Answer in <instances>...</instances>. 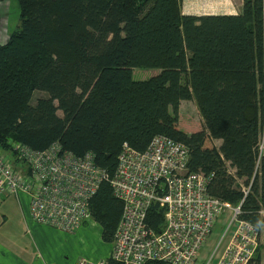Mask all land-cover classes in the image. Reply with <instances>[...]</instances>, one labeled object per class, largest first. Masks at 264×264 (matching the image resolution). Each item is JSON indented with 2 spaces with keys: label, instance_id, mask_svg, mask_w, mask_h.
Instances as JSON below:
<instances>
[{
  "label": "trees",
  "instance_id": "16d2710c",
  "mask_svg": "<svg viewBox=\"0 0 264 264\" xmlns=\"http://www.w3.org/2000/svg\"><path fill=\"white\" fill-rule=\"evenodd\" d=\"M17 3V27L0 43L3 148L12 140L35 149L58 141L77 155L91 151L112 175L124 142L143 150L163 133L188 146V171L212 174L210 195L240 203V218L264 229V0L218 14L185 13L182 0ZM133 67L158 72L135 79ZM182 99L195 101L201 128L179 127ZM89 208L112 242L122 203L108 182ZM147 220L158 230L155 204ZM261 260L259 248L251 264Z\"/></svg>",
  "mask_w": 264,
  "mask_h": 264
},
{
  "label": "built area",
  "instance_id": "2783aa9c",
  "mask_svg": "<svg viewBox=\"0 0 264 264\" xmlns=\"http://www.w3.org/2000/svg\"><path fill=\"white\" fill-rule=\"evenodd\" d=\"M264 139L259 142V153ZM188 146L166 134L152 136L143 150L127 142L117 155L112 175L95 164L91 151L77 155L58 141L42 149L12 140L0 145V200L24 195L32 221L73 232L91 217L90 199L108 182L122 211L107 257L79 258L73 264H195L217 217L226 213V228L205 264H251L261 244V230L240 218L233 206L207 191L212 174L188 171ZM232 171V170H230ZM249 187H242L247 194ZM155 204L162 212L158 230L147 220ZM264 217V208L260 210ZM112 261V263H110Z\"/></svg>",
  "mask_w": 264,
  "mask_h": 264
},
{
  "label": "rangeland",
  "instance_id": "374dc122",
  "mask_svg": "<svg viewBox=\"0 0 264 264\" xmlns=\"http://www.w3.org/2000/svg\"><path fill=\"white\" fill-rule=\"evenodd\" d=\"M225 0H182V10L184 12H206L217 11L224 6ZM228 1V0H227ZM233 1V0H232ZM17 18V21L8 28L10 30L17 27L18 24V10H12L10 12V21L12 18ZM8 38L4 36L0 42H5ZM158 72L157 67H133L132 77L135 79L146 78L152 74ZM38 95H45L42 90H35L34 97ZM58 113L61 114V110L58 109ZM178 124L184 131H191L201 128L202 119L199 114L197 105L193 99H182L178 108ZM218 143V141L214 142ZM22 200H16L10 196L0 200V221L6 218L7 222L3 225L4 228L13 229L16 226L15 220L12 219V209L15 207L27 209V197L21 195ZM13 199V205L10 207L11 212L6 210L3 205L5 202ZM10 212V213H8ZM226 213H223L217 217V221L214 223L211 233L205 239L203 246L198 252L197 260L195 264H205L212 252V246L219 240L221 234L226 228L227 222ZM31 221V220H29ZM36 229L41 233L35 235L34 231L30 227L23 232L24 237L27 239L30 245L36 252V257L42 256V262L45 264H73V262L79 258H86L89 260H98L105 258L112 247L111 242H106L101 237L100 225L92 218L88 219L84 224L73 232L62 231L52 227L44 226L42 224H35L31 222ZM1 229V225H0ZM261 244L264 242V229L261 230ZM40 239H43V244L40 243ZM4 257H8L6 250H3ZM40 254V255H39ZM50 255V260H47ZM261 264H264V249L261 248ZM11 259V258H10ZM1 260H4L1 259ZM17 263V260H6L5 264Z\"/></svg>",
  "mask_w": 264,
  "mask_h": 264
},
{
  "label": "crops",
  "instance_id": "0c3cea01",
  "mask_svg": "<svg viewBox=\"0 0 264 264\" xmlns=\"http://www.w3.org/2000/svg\"><path fill=\"white\" fill-rule=\"evenodd\" d=\"M242 0H225L224 6L221 7L220 10L217 11H206V12H185V13H194V14H202V13H237L240 10ZM12 10H18L17 0H0V40L4 38V36L9 35L11 26L14 22L17 21V18L10 21V12ZM184 12V11H183ZM11 26L9 27V25ZM1 43V42H0ZM3 43V42H2ZM182 101V100H181ZM180 101V102H181ZM217 145L220 143V139H215ZM9 198V197H8ZM16 200H22L23 197L19 196V198L14 197ZM11 199V198H10ZM27 199V198H26ZM13 199L5 202L3 207L11 212L10 207L13 205ZM11 217L15 220L16 226L13 229L4 228L3 225L8 220V215H6L5 219L0 221L1 229H0V264H5L6 260H17L15 264H45L43 263L42 256L39 258L36 257V252L34 251V247L29 244L27 239L24 237L23 232H25L28 227L34 231L35 235L41 234L36 227L31 223L34 222L31 220L29 216V207H28V199H27V209L26 211L22 208L15 207L12 209ZM31 220V221H29ZM35 224H38L35 222ZM45 226V225H44ZM40 243L43 244V239H40ZM3 250H6L8 253V257H4ZM111 250V249H110ZM110 253V252H109ZM109 255V254H108ZM107 255V256H108ZM106 256V257H107ZM4 260H1L3 259ZM11 258V259H10ZM47 260H50V255ZM51 261V260H50ZM11 261H9V264Z\"/></svg>",
  "mask_w": 264,
  "mask_h": 264
}]
</instances>
